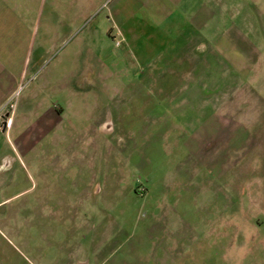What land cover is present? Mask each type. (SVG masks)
I'll return each instance as SVG.
<instances>
[{
  "label": "rangeland",
  "instance_id": "rangeland-1",
  "mask_svg": "<svg viewBox=\"0 0 264 264\" xmlns=\"http://www.w3.org/2000/svg\"><path fill=\"white\" fill-rule=\"evenodd\" d=\"M29 4L0 214L107 227L108 264H264V0Z\"/></svg>",
  "mask_w": 264,
  "mask_h": 264
},
{
  "label": "crops",
  "instance_id": "crops-1",
  "mask_svg": "<svg viewBox=\"0 0 264 264\" xmlns=\"http://www.w3.org/2000/svg\"><path fill=\"white\" fill-rule=\"evenodd\" d=\"M31 15L36 16V11L30 9L29 0H0V106L8 104L42 49L43 41L38 48L32 44ZM6 116L12 120L9 112ZM33 213L56 219L48 225L45 219L36 226L20 227L19 212L0 214V264H108L119 250L115 242L119 236L111 237L107 227H99V231L88 225L56 226L51 223H60L69 214Z\"/></svg>",
  "mask_w": 264,
  "mask_h": 264
},
{
  "label": "built area",
  "instance_id": "built-area-1",
  "mask_svg": "<svg viewBox=\"0 0 264 264\" xmlns=\"http://www.w3.org/2000/svg\"><path fill=\"white\" fill-rule=\"evenodd\" d=\"M8 106H9L12 110H14V109H15V102H14V101H11V102H9L5 107L7 108Z\"/></svg>",
  "mask_w": 264,
  "mask_h": 264
}]
</instances>
